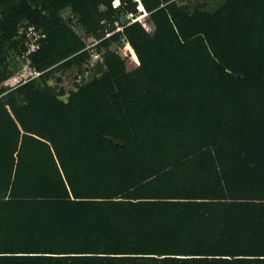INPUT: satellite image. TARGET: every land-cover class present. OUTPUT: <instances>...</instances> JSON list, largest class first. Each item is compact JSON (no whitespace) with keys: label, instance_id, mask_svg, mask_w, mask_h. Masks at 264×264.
<instances>
[{"label":"trees","instance_id":"16d2710c","mask_svg":"<svg viewBox=\"0 0 264 264\" xmlns=\"http://www.w3.org/2000/svg\"><path fill=\"white\" fill-rule=\"evenodd\" d=\"M36 1L0 0V52L44 34L40 82L0 89V264H264V0H141L154 31L137 0Z\"/></svg>","mask_w":264,"mask_h":264},{"label":"rangeland","instance_id":"374dc122","mask_svg":"<svg viewBox=\"0 0 264 264\" xmlns=\"http://www.w3.org/2000/svg\"><path fill=\"white\" fill-rule=\"evenodd\" d=\"M33 4L35 7L43 9V4H41L39 1L33 0ZM202 4H205L206 8H209L212 10L217 9V8H221L223 6H228L229 10L231 12H237L241 9V7L238 4H236L233 0H182L179 2V6L184 5V6H189L190 8H194L195 6L202 5ZM62 12H63L64 16H68L71 12V8L68 7L66 9H64ZM142 20L145 22V24L152 31H154L155 25L150 18L146 17V18H143ZM26 23H28V22H24L25 26H26ZM73 26L81 35L84 36L86 42L88 43V47H91V43L93 42V40H96L97 38L93 37V36H89L88 34H85L83 28L78 23H73ZM29 41H31V40L25 39V41H24V42H26L28 47H29ZM3 47L4 48L1 50L0 54L2 53L6 56V61L2 64L0 63V89L11 88V84L7 83V82H9V80H12V79L13 80L17 79L15 76L19 75V73H21L22 71L24 73H23V75H20L21 77L22 76H28L29 75L28 73L30 72V70H29L30 69V66H29L30 59H29V56L26 55L27 51L21 53L19 50V47L17 45L11 44V43H8ZM127 47H129V46H126V45L121 46L120 43H115L114 45H112L111 49L112 50L116 49L117 51H119V53L123 56V58L127 62L128 70H134V69L138 68L139 63L134 59L133 54L130 53L128 50H126ZM102 58H103V55L95 54L93 52V55L91 58V63H90L93 70L86 72L84 79L76 76V74H77L76 70H74V71L68 70L65 73L57 72L55 74V76L50 79L49 83L55 88V90L57 92L61 88H65L67 93L64 96H62V98L68 99L69 91L72 89H76V86H75L76 82L86 83L93 78V75L95 72L100 74V71H98V69H99L98 64L101 62ZM184 61H186L185 58H184ZM158 68H159V65H158V63H156L155 69L158 70ZM167 73L174 75V73L170 72L169 70H167ZM59 75H62V81L57 80L56 77ZM6 76H11V77L8 78L7 80H3V82H2L1 79L6 77ZM36 80L38 82H40V77H37ZM22 98L23 97L20 98V103L25 104V106H26L24 109V112L32 113V116L34 118L35 117L34 114L36 113V109H34V107L32 105L29 106L28 101H22L21 100ZM10 110H11V108H10ZM32 116L29 115L27 117L28 123H32V121H33Z\"/></svg>","mask_w":264,"mask_h":264},{"label":"built area","instance_id":"2783aa9c","mask_svg":"<svg viewBox=\"0 0 264 264\" xmlns=\"http://www.w3.org/2000/svg\"><path fill=\"white\" fill-rule=\"evenodd\" d=\"M180 1H182V0H170L172 5L177 6V7L179 6ZM116 5H118V2L116 3ZM162 5H165V4H162ZM142 19H143L142 15H138V14H134V13H130L127 17L123 18L124 21L129 20V23H132L135 21H140L146 27L147 30L152 31L145 24V22ZM104 23L110 25L107 20H105ZM115 25H116V29L107 32L105 38L111 37L115 32L122 31L124 28L122 23L120 22V20H117L115 22ZM19 32H20V34L26 33L28 38L31 40V41H29V47H28L27 54H26L27 56H29V54L32 51H35L36 49L39 48V45H40L39 40L44 37V34L40 30H37L34 26L28 25V23H26V26H25L24 22L19 25ZM100 41L101 40H98V39L93 40V42L91 43V46L96 45ZM126 43H128V42H126ZM29 66H30V69H29L30 72L28 74L32 73V76L31 77H29V76L28 77L27 76L21 77L20 75H23V73H24L22 71L21 73H19L18 76H16L17 79H15V80L12 79V80H9V82H7V83L11 84V88H16L20 84L25 83V82L31 80L32 78H35V77H38L41 75L42 72L38 71L35 67L32 66L31 60L29 62Z\"/></svg>","mask_w":264,"mask_h":264},{"label":"clouds","instance_id":"9594fccd","mask_svg":"<svg viewBox=\"0 0 264 264\" xmlns=\"http://www.w3.org/2000/svg\"><path fill=\"white\" fill-rule=\"evenodd\" d=\"M138 2H139V6H138V9H139V12L137 13L138 15H142L143 16V18H150V13L148 12V11H146V9H145V7H144V5L142 4V2H141V0H137ZM118 2V5H116V3ZM114 5L116 6V7H118L119 5H120V0H116L115 2H114ZM141 6H143V8L141 9L140 7ZM179 7V6H178ZM151 19V18H150ZM41 40V39H40ZM40 40H39V44H40ZM126 46H131L129 43H126L125 44ZM132 47V46H131ZM138 63L140 64V62H139V59H138ZM42 74V73H41ZM18 76V75H17ZM29 77H31L32 76V73H30L29 75H28ZM27 76V77H28ZM41 76V75H40ZM40 76H38V77H40ZM16 77V76H15ZM37 77H35V79H36ZM32 79H34V78H32ZM31 79V80H32ZM30 81V80H29ZM28 82V81H27ZM26 83V82H25ZM23 84V83H22ZM21 85V84H20Z\"/></svg>","mask_w":264,"mask_h":264}]
</instances>
